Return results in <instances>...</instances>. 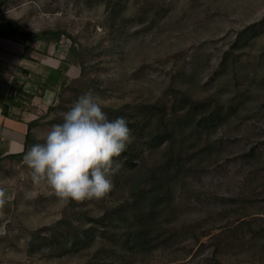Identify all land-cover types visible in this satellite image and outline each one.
<instances>
[{"label": "rangeland", "instance_id": "374dc122", "mask_svg": "<svg viewBox=\"0 0 264 264\" xmlns=\"http://www.w3.org/2000/svg\"><path fill=\"white\" fill-rule=\"evenodd\" d=\"M24 1L32 8L25 17H36L35 34L62 31L55 52L77 66L32 126L31 146L89 91L110 120L123 117L128 127L141 106L157 101L189 107L191 98L209 100V111L218 103L214 127L183 132L189 156L205 150L192 158L200 164L178 223L207 216L210 233L178 251H159L147 264H264V0ZM252 149L256 158L243 156ZM194 189L211 196L197 201ZM0 190L13 192L0 264H85L95 244L49 256L30 253L29 242L66 210L71 215L87 204L95 213L111 195L65 202L46 182L33 181L23 156L1 163ZM215 196L233 199L221 216Z\"/></svg>", "mask_w": 264, "mask_h": 264}, {"label": "trees", "instance_id": "16d2710c", "mask_svg": "<svg viewBox=\"0 0 264 264\" xmlns=\"http://www.w3.org/2000/svg\"><path fill=\"white\" fill-rule=\"evenodd\" d=\"M1 28L2 34L5 29L13 37L20 36L30 41L41 38L59 42L63 34L59 30L32 34L21 30L15 20L2 23ZM209 103V100L195 101L191 98L189 107L187 103L177 105L176 101L170 105L167 101H157L141 106L132 120L134 123L129 125L133 130L132 142L119 157H114L123 163V168L110 177L113 188L107 195L112 198L107 199L95 213L87 204L81 212L75 211L71 215L66 210L54 225L33 233L28 251L63 256L95 244L85 264H147L153 262L159 251H178L184 248L182 244L187 240L207 236L210 233L207 216L181 224L178 222L185 211L184 191L200 164L192 162V158L205 150L203 148L189 156L184 149L187 137L183 132L188 127L194 133L215 126L214 116L219 115L222 108L217 103L209 111ZM36 122L28 125L24 151L8 158H20L26 154L34 142L31 128ZM243 156L256 158L254 149ZM192 193L191 197L197 201L206 194L211 196L198 189ZM214 198L221 200L224 206L218 211L219 215L225 214V205L233 199L225 196Z\"/></svg>", "mask_w": 264, "mask_h": 264}, {"label": "clouds", "instance_id": "9594fccd", "mask_svg": "<svg viewBox=\"0 0 264 264\" xmlns=\"http://www.w3.org/2000/svg\"><path fill=\"white\" fill-rule=\"evenodd\" d=\"M131 142L127 120H110L89 91L77 98L62 123L53 125L42 142L27 150L23 162L32 170L34 182H46L65 202L100 200L113 188L110 177L123 168L114 157Z\"/></svg>", "mask_w": 264, "mask_h": 264}, {"label": "crops", "instance_id": "0c3cea01", "mask_svg": "<svg viewBox=\"0 0 264 264\" xmlns=\"http://www.w3.org/2000/svg\"><path fill=\"white\" fill-rule=\"evenodd\" d=\"M31 8L24 0H0V29L9 20L18 22L21 30L37 33L35 15L25 17ZM34 8V7H33ZM32 9V8H31ZM25 19L32 26H24ZM57 43V42H56ZM54 41H33L13 37L8 30L0 32V165L9 156L25 149L28 125L49 109L73 77L77 66L55 52ZM0 190V229L9 221L13 192Z\"/></svg>", "mask_w": 264, "mask_h": 264}]
</instances>
